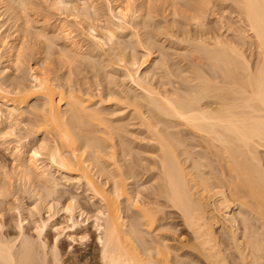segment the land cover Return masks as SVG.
<instances>
[{
  "label": "bare ground",
  "instance_id": "1",
  "mask_svg": "<svg viewBox=\"0 0 264 264\" xmlns=\"http://www.w3.org/2000/svg\"><path fill=\"white\" fill-rule=\"evenodd\" d=\"M37 1L0 0L13 30L0 35V140L14 160L0 162V199L18 217L6 237L0 204V264H62L63 234L91 242L83 264H264V0H229L221 35L208 27L220 0ZM153 1L165 25L150 31ZM32 38L63 73L32 57L29 82L13 78ZM83 65L92 79H77ZM71 185L87 204L62 202Z\"/></svg>",
  "mask_w": 264,
  "mask_h": 264
},
{
  "label": "rangeland",
  "instance_id": "2",
  "mask_svg": "<svg viewBox=\"0 0 264 264\" xmlns=\"http://www.w3.org/2000/svg\"><path fill=\"white\" fill-rule=\"evenodd\" d=\"M39 2L41 1V0H38ZM37 1V2H38ZM113 1V0H112ZM154 2V1H153ZM220 2H221V4H220ZM155 4H152L153 6L152 7H154L153 8V10H154V15H155V18H156V20L154 21H150V23H148V25L150 24V27H149V30L150 31H153L154 29H156L155 28V22L157 23V24H159V26H161V23H163L164 22V24H162V25H165V21H164V15L162 14V13H164L165 14V12H163L164 10H165V8H164V6L163 5H161L159 2H158V4H157V2H154ZM219 5L217 6V9H216V11L214 12L215 14H213V16H211L210 18H209V20H208V27H209V29H211V30H214V33L215 32H217V34L216 35H221L223 32H220V31H218L217 30V28H216V21H217V17H222L223 15H226V16H228V18H229V20H232V22H235L236 21V19H233V18H235V14H232L233 13V11H232V9H231V2L229 1V0H220L219 2ZM101 5V4H100ZM99 5V6H100ZM100 7H102V6H100ZM151 7V6H150ZM229 7V9H226L227 10V13H225L224 11H225V8H228ZM48 9H44L43 10V12H45V13H43L42 12V14L43 15H41V16H43L42 17V20H43V18L45 17H48V18H50V19H53V20H61L60 18H62L63 17V15H61L62 17H60L59 18V14L60 13H58L57 11L55 12L54 10H50L49 9V11H47ZM152 10V11H153ZM156 10V11H155ZM162 11V12H161ZM49 12V13H48ZM225 13V14H224ZM47 14H49V15H47ZM161 14V15H160ZM59 15V16H58ZM159 15V16H158ZM163 15V16H162ZM234 15V16H233ZM50 16V17H49ZM233 16V18H231ZM5 19L3 20V21H7L8 22V14H4V16H3ZM56 18V19H55ZM65 18V17H64ZM64 18H62V20H65ZM179 19V18H178ZM39 20L40 21H42L41 20V17L39 18ZM69 20V23H66V24H69L70 26H72V24H70V22H71V20L70 19H68ZM160 20V21H159ZM162 20V21H161ZM180 20V19H179ZM235 20V21H234ZM181 21V20H180ZM36 21H34L33 22V25H34V27H35V30H40V29H45L44 27H42V25L41 24H38V23H35ZM66 22V21H65ZM154 22V23H153ZM72 23V22H71ZM153 26H152V25ZM156 24V26H158ZM152 26V27H151ZM42 27V28H41ZM151 28V29H150ZM154 28V29H153ZM35 30H32L33 32H35ZM41 31V30H40ZM50 30H48V33L50 34V35H52V32L50 31ZM37 32V31H36ZM220 32V33H219ZM9 35V34H12L13 33V30H12V27H11V24H9V23H6V24H4V27H2V28H0V35ZM76 34L75 35H79V33L78 32H75ZM226 35H228V34H226ZM53 36V35H52ZM131 36V35H130ZM228 36H230V38L232 37V35L231 34H229ZM56 37V36H55ZM58 38V37H57ZM59 39H60V37H59ZM131 38L129 37V38H127V40H125L126 41V43H128V45H130V44H133V41H131L130 40ZM165 39H167V38H165ZM29 40V39H28ZM61 40L62 39H60V41L58 42V44L59 45H63V43H64V41L62 40V42H61ZM30 42L29 43H27V45L29 46V49H27L26 51H28V52H26L25 54H24V56L22 57V58H24V59H22V62H21V65H22V67L23 68H20V70H18V73H17V68H15V66H13V65H7L9 68H8V70H9V72H10V74H12V76H13V78H22L23 80H26L25 82H27V80H28V82H29V68H30V66L35 62V61H33L32 60V57H33V59H39V60H41V62H43L44 63V65L45 66H42V68H43V71L46 73L47 72V74H50L51 75V73H52V77H54L55 76V74L58 76V75H60V73L63 71H61V65H60V63H59V61H58V56L56 55V50H57V48L56 47H54L55 48V50H54V52H52V54H51V56L48 54V56H46L47 54L44 52L45 51V49H46V44H45V42L43 43V41H41V44H40V41L39 42H37L36 40L34 41L33 40V38L31 39V40H29ZM34 41V42H33ZM128 41V42H127ZM130 42H132V43H130ZM35 44V45H34ZM45 44V45H44ZM85 44L87 45V42H85ZM26 45V46H27ZM28 46H27V48H28ZM38 46V47H37ZM31 48V49H30ZM34 51H33V50ZM40 50H41V52H40ZM34 53H33V52ZM39 51V52H38ZM53 51V50H52ZM38 53L37 55H36V53ZM43 53H45V55L43 54ZM55 53V54H54ZM32 54V55H31ZM35 55V56H34ZM55 55V56H54ZM37 56V57H36ZM45 56V57H44ZM49 56H50V58H49ZM26 57V58H25ZM47 57L49 58L48 60H47ZM3 58V60H1ZM42 58V59H41ZM51 59V60H50ZM0 64L2 65V67H5L6 66V62H7V60H6V58H5V53H4V50L2 49V46L0 45ZM3 62V63H2ZM47 62V63H46ZM51 63V64H50ZM58 63V64H57ZM5 65V66H4ZM58 65V66H57ZM46 67V68H45ZM49 67H50V69H49ZM84 67V68H83ZM87 67V66H86ZM84 65L82 66V67H80L78 70H77V73L78 74H80L78 71H82L81 72V74H83L82 76H80V75H78L80 78H78L77 77V79H81V77H82V79L84 80L85 78H86V80H84V81H87V79H89V78H91L92 79V77H93V75L92 74H94L92 71H89V69L88 68H86ZM45 68V69H44ZM86 68V69H85ZM23 69V70H22ZM82 69V70H81ZM87 69H88V71H89V73H88V71H87ZM50 70H52V71H50ZM85 70V71H84ZM91 70V69H90ZM60 71V72H59ZM84 72H85V74H84ZM55 73V74H54ZM63 73V72H62ZM90 73H92L91 75H88V74H90ZM20 74V75H19ZM54 75V76H53ZM84 75H85V77H84ZM95 75V74H94ZM14 76H17V77H14ZM91 76V77H90ZM89 77V78H88ZM82 79H81V81H82ZM18 133H20L19 132V130H18ZM17 133V134H18ZM19 135V134H18ZM20 136V135H19ZM20 138V137H19ZM18 138V139H19ZM16 140L17 139V135H15V137H13V140ZM17 139V140H18ZM2 140V139H1ZM0 140V141H1ZM3 141V140H2ZM2 141L0 142V162L7 168V171L9 172V171H12V168H13V164H14V160H13V158H12V156H11V153H10V151L8 152V150H7V147L5 146V145H2L3 143H2ZM4 147H6V148H4ZM10 169V170H9ZM10 173H12V172H10ZM16 181V180H15ZM15 181H13V186L14 187H16V189H19V186H18V183L17 182H15ZM62 184H64L63 182H61ZM17 184V185H16ZM18 187V188H17ZM63 188V187H62ZM64 189V188H63ZM61 191H62V196H64V198L62 199V202H64L63 200H65V199H67V198H69V196H78L79 198L78 199H80L79 201H81V203L82 204H87L86 202H87V197L85 196V194L84 193H82V191L81 190H79V189H77V187L76 186H73V185H71V186H65V189L64 190H62L61 189ZM64 191V192H63ZM66 191V192H65ZM64 193H65V195H64ZM20 198L22 197V198H25L26 196L25 195H23V194H21L20 193ZM21 201V200H20ZM24 201V203L26 204V207L28 208H31L33 205H34V203H35V199L34 198H29V197H26L25 198V200H23ZM7 202H9V203H13V199L12 198H10V200H2V199H0V204H1V208L4 210V218H3V220L4 221H2L3 223L5 222V228H4V230H3V234L7 237H15L16 236V228H15V226H16V224H17V222H18V217L15 215V213L14 212H9V211H7V209H8V205H7ZM47 212H45V211H43V218L45 217V219L47 218V216H48V214H46ZM59 220H60V223L62 222H64L65 223V221H66V219H65V215L62 213L61 215L59 214ZM1 222V221H0ZM26 224V223H25ZM26 228H27V230H30V228H31V226H28V225H26ZM89 228H90V232H94V228H92L91 227V225L89 226ZM66 234H63V236H62V239H61V245L64 247L63 249H61V251H62V254H61V256H62V260H63V262L64 263H62V264H83L84 262V257L88 254V253H90V249L89 248H91V246L89 245V243H91V242H87V243H81L80 241L78 242H76V244L75 243H73L70 239H68V237H66L65 236ZM47 241H48V244L50 245L51 244V246L53 245V243H54V241H55V232L54 231H50L49 233H48V235H47ZM95 249H97V248H94V250ZM96 252L97 253H95V251H94V253L95 254H97L98 255V250H96ZM85 253V254H84ZM96 255V256H97ZM50 257H51V255H50ZM48 259H49V256H48ZM49 261L50 260H47V262L49 263ZM51 261H53L52 259H51ZM50 261V264L51 263H53V262H51ZM98 260H90L89 262H88V264H97L98 262H97ZM82 262V263H81ZM47 263V264H48ZM87 264V263H86Z\"/></svg>",
  "mask_w": 264,
  "mask_h": 264
},
{
  "label": "snow or ice",
  "instance_id": "3",
  "mask_svg": "<svg viewBox=\"0 0 264 264\" xmlns=\"http://www.w3.org/2000/svg\"><path fill=\"white\" fill-rule=\"evenodd\" d=\"M57 10H59V9H62L63 7H64V5L62 4V3H60L59 2V0H58V2H57V4L54 6ZM33 155L34 156H36V155H38V153H33Z\"/></svg>",
  "mask_w": 264,
  "mask_h": 264
}]
</instances>
